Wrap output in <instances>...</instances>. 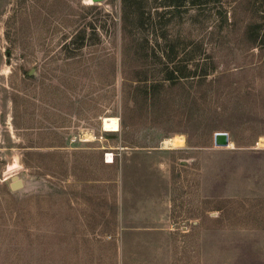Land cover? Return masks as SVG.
<instances>
[{
	"label": "rangeland",
	"instance_id": "374dc122",
	"mask_svg": "<svg viewBox=\"0 0 264 264\" xmlns=\"http://www.w3.org/2000/svg\"><path fill=\"white\" fill-rule=\"evenodd\" d=\"M163 1L129 0L136 84L122 75V0H0V264H174L160 251L164 235L174 249V220L175 264H200L199 234L181 227L203 188L219 205L223 177L239 194L226 219L259 229L213 242L205 264H264V0ZM162 171L169 226L138 227L129 207L154 215Z\"/></svg>",
	"mask_w": 264,
	"mask_h": 264
},
{
	"label": "crops",
	"instance_id": "0c3cea01",
	"mask_svg": "<svg viewBox=\"0 0 264 264\" xmlns=\"http://www.w3.org/2000/svg\"><path fill=\"white\" fill-rule=\"evenodd\" d=\"M166 171V170H165ZM164 171V172H165ZM160 180L161 188H160V194L156 199V204L157 206L155 207L153 213L154 215L152 216V212L150 209L146 211L145 206L142 208V212L139 214L133 206H130L129 208L132 210L131 214L132 216L130 217H135L137 216V220L135 221L138 223V227H146L148 223H151L152 225H156L157 228H159L160 231H163L164 228L169 226V221L172 218V211H173V200H172V193H171V188H169V181L167 179L166 173ZM219 174L218 176H220ZM223 176V175H221ZM169 177V176H168ZM222 179H225L223 181ZM226 177L220 178L218 183V190L219 196H216L218 198L219 205L212 209L209 207V201L208 198H211L209 196L210 193H206L207 189L206 187L203 188V199L201 202V206L204 207L203 212L195 217L190 219L191 225L187 226H182L181 231L184 232V227L187 228L185 230L187 235H196L197 233L199 234L200 241L199 243L195 246L196 252L195 255L198 256V261L200 264H205V258L209 257L208 256V251L210 249V245L214 243H218L219 245L224 242L228 241L230 244H234L239 241L240 237H242V232H247V231H256L258 226L253 227L251 224L249 226H244L240 224H236L235 222H231V218L226 219V211L228 207V203L230 199L233 198H239V194L233 193L231 190L227 191V181ZM221 185V186H220ZM249 191H252L249 190ZM252 193L250 192L249 194H245V198H251ZM206 207V208H205ZM214 212H217V214H213ZM188 222V221H187ZM175 224L177 225V222L174 220V249H170L171 244L169 242V237L164 235V238L167 239L166 242H164V245H160V251L161 253L165 255L173 256L174 255V264H175V258H180L181 257V252L183 248L186 247L185 243L182 242L181 237H178L177 233L175 230H178L175 227ZM193 231V232H192ZM229 233V236L227 235ZM234 248H237L238 246H233ZM220 252V249H219ZM190 254L189 251L187 252V255ZM177 263H178V259Z\"/></svg>",
	"mask_w": 264,
	"mask_h": 264
},
{
	"label": "trees",
	"instance_id": "16d2710c",
	"mask_svg": "<svg viewBox=\"0 0 264 264\" xmlns=\"http://www.w3.org/2000/svg\"><path fill=\"white\" fill-rule=\"evenodd\" d=\"M185 1L186 0H164L163 3L165 7L177 9L181 6H184ZM130 6L131 5L129 3V0H122V23H121L122 26L121 49H122V66H123L122 75L124 78V83L126 82V80H131L133 82H137L136 84H139L142 81V79L139 77V75H137L136 71L140 67V64H138L140 57L137 55V52L135 51V48L138 43H136V37L135 35H133V33L130 30V23H131L130 17L136 18L139 15V12H138V8H134L135 11H133L130 15V9H129ZM130 64L132 66L135 65V67L132 68V70L128 69L131 66ZM171 80L174 81V76L171 77ZM155 95L156 94H154V97ZM154 100L155 98H153L152 101L151 102L149 101L148 103V107H149L148 110L151 114H155L156 112V105Z\"/></svg>",
	"mask_w": 264,
	"mask_h": 264
},
{
	"label": "bare ground",
	"instance_id": "6f19581e",
	"mask_svg": "<svg viewBox=\"0 0 264 264\" xmlns=\"http://www.w3.org/2000/svg\"><path fill=\"white\" fill-rule=\"evenodd\" d=\"M90 2H94L93 0H88ZM103 127L105 130L109 131H117L120 129V121L117 116H106L103 119ZM88 139V138H87ZM184 141L182 136H172L166 137L164 139V147L165 148H174L175 146L181 144ZM115 161V155L113 152H109L107 154V162L112 163ZM16 168V167H15Z\"/></svg>",
	"mask_w": 264,
	"mask_h": 264
},
{
	"label": "water",
	"instance_id": "95a60500",
	"mask_svg": "<svg viewBox=\"0 0 264 264\" xmlns=\"http://www.w3.org/2000/svg\"><path fill=\"white\" fill-rule=\"evenodd\" d=\"M94 2L103 0H93ZM214 144L216 147H228L230 146V134L227 131H217L214 134ZM10 186L13 190L21 189L25 186L24 179L19 175H13L11 177Z\"/></svg>",
	"mask_w": 264,
	"mask_h": 264
}]
</instances>
